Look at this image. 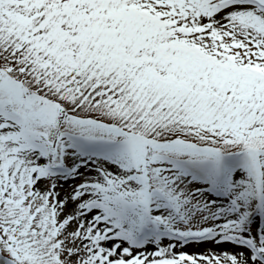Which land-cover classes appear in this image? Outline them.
<instances>
[{"label": "snow or ice", "instance_id": "1", "mask_svg": "<svg viewBox=\"0 0 264 264\" xmlns=\"http://www.w3.org/2000/svg\"><path fill=\"white\" fill-rule=\"evenodd\" d=\"M0 264H264V0H0Z\"/></svg>", "mask_w": 264, "mask_h": 264}, {"label": "rangeland", "instance_id": "2", "mask_svg": "<svg viewBox=\"0 0 264 264\" xmlns=\"http://www.w3.org/2000/svg\"><path fill=\"white\" fill-rule=\"evenodd\" d=\"M213 247L212 245H201L200 247L198 248H189V249H185L187 251H190V252H201V251H206L207 249ZM230 248L229 245H221L220 246V249H228ZM220 249H217V250H220Z\"/></svg>", "mask_w": 264, "mask_h": 264}, {"label": "bare ground", "instance_id": "3", "mask_svg": "<svg viewBox=\"0 0 264 264\" xmlns=\"http://www.w3.org/2000/svg\"><path fill=\"white\" fill-rule=\"evenodd\" d=\"M224 246V245H223Z\"/></svg>", "mask_w": 264, "mask_h": 264}]
</instances>
